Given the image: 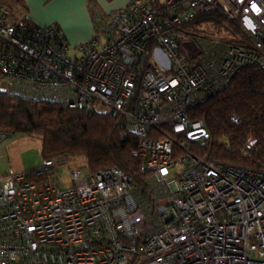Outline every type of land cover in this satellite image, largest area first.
<instances>
[{
	"label": "built area",
	"instance_id": "obj_1",
	"mask_svg": "<svg viewBox=\"0 0 264 264\" xmlns=\"http://www.w3.org/2000/svg\"><path fill=\"white\" fill-rule=\"evenodd\" d=\"M10 13L0 0L1 89L118 118L140 165L94 170L61 155L0 174V264H264V171L196 154L209 132L191 117L242 69L264 72V0L95 8L92 38L72 54L57 23ZM210 13L240 27L236 41L193 30Z\"/></svg>",
	"mask_w": 264,
	"mask_h": 264
},
{
	"label": "trees",
	"instance_id": "obj_2",
	"mask_svg": "<svg viewBox=\"0 0 264 264\" xmlns=\"http://www.w3.org/2000/svg\"><path fill=\"white\" fill-rule=\"evenodd\" d=\"M14 1L25 7V0ZM202 21L212 22L214 28L193 26V30L231 42L240 33V27L232 23L228 33L222 34L223 20L214 13L200 14L195 23ZM233 115L240 121H234ZM191 117L204 120L209 132L207 142L194 145L196 154L216 163L264 171V72L260 68L242 69L227 87L195 107ZM0 130L39 136L43 159L65 155L82 158L81 165L94 170L116 166L130 174L139 171L140 159L133 155L138 136L125 132L118 118L106 114L21 97L0 88ZM250 135L254 142L247 147Z\"/></svg>",
	"mask_w": 264,
	"mask_h": 264
},
{
	"label": "crops",
	"instance_id": "obj_3",
	"mask_svg": "<svg viewBox=\"0 0 264 264\" xmlns=\"http://www.w3.org/2000/svg\"><path fill=\"white\" fill-rule=\"evenodd\" d=\"M131 0H25L22 20L35 24L45 25L57 23L71 46L88 41L95 32L93 9H99L109 14L119 8L125 7ZM3 142L0 143V145ZM12 145V144H11ZM11 169L15 171L25 170L9 167L1 170L0 174H6ZM30 169V168H29Z\"/></svg>",
	"mask_w": 264,
	"mask_h": 264
},
{
	"label": "rangeland",
	"instance_id": "obj_4",
	"mask_svg": "<svg viewBox=\"0 0 264 264\" xmlns=\"http://www.w3.org/2000/svg\"><path fill=\"white\" fill-rule=\"evenodd\" d=\"M11 6L10 17L19 22L23 17V11L19 4L14 0H5ZM214 28V24L207 28ZM223 27V28H222ZM222 34L228 33V27L221 23ZM218 33V30L216 31ZM217 36V34L215 35ZM74 46H72L71 54L74 52ZM2 83L0 81V88ZM12 144V145H11ZM41 138L39 136H33L22 133H14L3 141L0 145V169L4 170L9 167V162H12L13 167L17 169H31L42 164L43 157L41 154ZM73 160L81 165L83 159L79 157H73ZM66 183V182H65Z\"/></svg>",
	"mask_w": 264,
	"mask_h": 264
}]
</instances>
